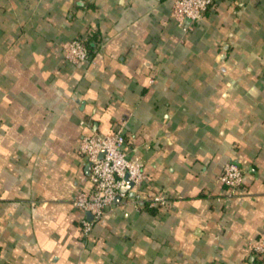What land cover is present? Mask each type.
Segmentation results:
<instances>
[{"label":"crops","instance_id":"obj_1","mask_svg":"<svg viewBox=\"0 0 264 264\" xmlns=\"http://www.w3.org/2000/svg\"><path fill=\"white\" fill-rule=\"evenodd\" d=\"M174 1L0 0V264H264L249 245L264 235V0H216L197 22ZM77 36L94 48L82 64L64 58ZM120 120L170 203L119 197L86 236L79 143ZM229 162L245 169L233 198Z\"/></svg>","mask_w":264,"mask_h":264},{"label":"built area","instance_id":"obj_2","mask_svg":"<svg viewBox=\"0 0 264 264\" xmlns=\"http://www.w3.org/2000/svg\"><path fill=\"white\" fill-rule=\"evenodd\" d=\"M216 0H175L172 13L180 19L193 22L202 20L205 12ZM64 58L74 64L88 62L90 55L81 36L71 39L64 47ZM264 83V73L262 75ZM126 121L120 120L112 133L84 135L79 143V152L89 161L92 187L79 190L73 203L81 211V224L84 235L89 236L95 224L104 219L108 211L120 197L136 205L149 202L151 205H167L169 197L161 191L145 188L147 173L139 158L125 149ZM245 169L229 162L217 176V181L226 187L228 198L238 196L243 191ZM132 182V196L123 188ZM88 213L92 217L88 216ZM253 252L264 257V235L249 243Z\"/></svg>","mask_w":264,"mask_h":264},{"label":"trees","instance_id":"obj_3","mask_svg":"<svg viewBox=\"0 0 264 264\" xmlns=\"http://www.w3.org/2000/svg\"><path fill=\"white\" fill-rule=\"evenodd\" d=\"M82 37V36H81ZM83 38V41L84 43L86 44L88 50H89V55H90V58L92 57L93 55V52H94V48L93 46L91 45V42L89 41V39L85 38V37H82ZM89 58V59H90Z\"/></svg>","mask_w":264,"mask_h":264},{"label":"water","instance_id":"obj_4","mask_svg":"<svg viewBox=\"0 0 264 264\" xmlns=\"http://www.w3.org/2000/svg\"><path fill=\"white\" fill-rule=\"evenodd\" d=\"M132 184H133L132 182H129V184H128L127 186L132 185ZM124 188H126V187H124ZM124 188H123V189H124ZM88 216H89V217H92V215H91L90 213H88Z\"/></svg>","mask_w":264,"mask_h":264}]
</instances>
